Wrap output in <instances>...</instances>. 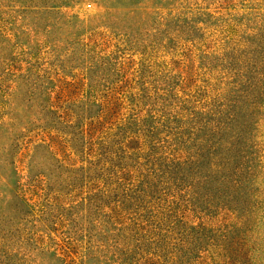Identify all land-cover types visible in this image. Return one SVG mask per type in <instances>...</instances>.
<instances>
[{
    "label": "rangeland",
    "instance_id": "rangeland-1",
    "mask_svg": "<svg viewBox=\"0 0 264 264\" xmlns=\"http://www.w3.org/2000/svg\"><path fill=\"white\" fill-rule=\"evenodd\" d=\"M0 264H264V0H0Z\"/></svg>",
    "mask_w": 264,
    "mask_h": 264
},
{
    "label": "trees",
    "instance_id": "trees-1",
    "mask_svg": "<svg viewBox=\"0 0 264 264\" xmlns=\"http://www.w3.org/2000/svg\"><path fill=\"white\" fill-rule=\"evenodd\" d=\"M134 142H135L134 140H132V141L130 142V146H131V149H132V150H135V147L133 146V145H134Z\"/></svg>",
    "mask_w": 264,
    "mask_h": 264
}]
</instances>
